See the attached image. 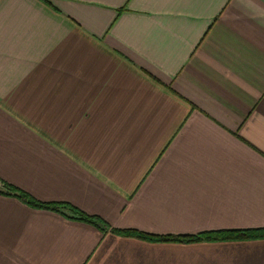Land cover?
I'll list each match as a JSON object with an SVG mask.
<instances>
[{
    "label": "crops",
    "instance_id": "1",
    "mask_svg": "<svg viewBox=\"0 0 264 264\" xmlns=\"http://www.w3.org/2000/svg\"><path fill=\"white\" fill-rule=\"evenodd\" d=\"M0 179L60 206L0 193V264H264V238L67 208L264 227V0H0Z\"/></svg>",
    "mask_w": 264,
    "mask_h": 264
},
{
    "label": "trees",
    "instance_id": "2",
    "mask_svg": "<svg viewBox=\"0 0 264 264\" xmlns=\"http://www.w3.org/2000/svg\"><path fill=\"white\" fill-rule=\"evenodd\" d=\"M0 183L4 187V188L3 187L0 188V193L14 196L17 199H19L21 202L33 208L60 210L58 208L60 206L58 205L55 206L54 203L52 204V203L40 202L35 198H33L30 194L7 183L3 179H0ZM67 208L74 212L75 215L73 217L75 218H79L81 220H85L88 222H94L100 228L103 229L108 228L110 229V231L123 236H134L142 240L152 241V242L231 241V240H249V239L264 238V227L208 231L194 235H155V234L141 232L135 229H119V228L109 227V224H107L103 220H100V218L88 215L85 212L79 211L72 206Z\"/></svg>",
    "mask_w": 264,
    "mask_h": 264
},
{
    "label": "rangeland",
    "instance_id": "3",
    "mask_svg": "<svg viewBox=\"0 0 264 264\" xmlns=\"http://www.w3.org/2000/svg\"><path fill=\"white\" fill-rule=\"evenodd\" d=\"M1 184V183H0Z\"/></svg>",
    "mask_w": 264,
    "mask_h": 264
}]
</instances>
